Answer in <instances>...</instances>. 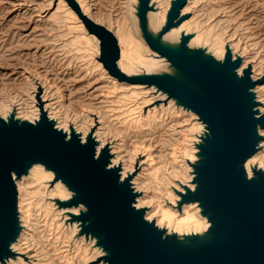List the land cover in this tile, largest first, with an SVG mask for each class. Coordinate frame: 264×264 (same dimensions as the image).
<instances>
[{
	"label": "water",
	"instance_id": "obj_1",
	"mask_svg": "<svg viewBox=\"0 0 264 264\" xmlns=\"http://www.w3.org/2000/svg\"><path fill=\"white\" fill-rule=\"evenodd\" d=\"M78 10L74 0H68ZM187 0H173L165 22L156 29L149 12L152 0L135 5L138 32L166 59L161 69L127 75L120 71L117 37L106 26L84 18L100 38L102 60L120 78L154 85L177 105L195 112L204 124L191 162L194 188L178 192L183 203L198 202L209 221L207 229L180 234L146 219V208L135 205L138 191L132 176L121 177L111 165L109 146L97 152L92 134L83 142L68 134L43 111L35 122L15 111L0 117V263L14 256L13 243L22 231L17 180L42 163L71 191L63 206H81L69 221L79 232L96 238L106 264H264V167L246 162L259 150L264 114L259 113L251 67L239 71L242 57H223L203 45H190L193 33L178 40L165 33L177 27ZM54 183V181H53Z\"/></svg>",
	"mask_w": 264,
	"mask_h": 264
},
{
	"label": "bare ground",
	"instance_id": "obj_2",
	"mask_svg": "<svg viewBox=\"0 0 264 264\" xmlns=\"http://www.w3.org/2000/svg\"><path fill=\"white\" fill-rule=\"evenodd\" d=\"M45 1L49 6L54 0ZM74 1L78 10L67 0H57L58 7L50 15L58 29L54 42L62 43L59 49L70 64L79 63V71H97L99 75L94 78L99 79L102 75L107 79L103 83L106 88L114 89L112 95L103 93L98 109L89 107L84 113L75 110L71 116L62 90L53 88L39 73L29 69V85L20 94L6 91L3 96L0 94V117L15 111L18 118L35 122L46 111L49 118L55 120V126L68 134L74 130L79 132L83 142L93 133L98 143L97 152L109 146L111 165L121 167V177L124 179L133 174L132 183L139 192L135 205L146 208L147 220H154L158 226L180 234L207 229L209 221L198 202L183 203L178 208L181 199L178 192L185 191L184 185L194 188L191 162L197 159L196 143L204 130L203 122L195 112L177 105L154 85L120 78L110 71L102 60L100 38L85 24L84 18H91L117 37L120 53L117 63L123 73L158 71L166 64V59L138 32L135 16L138 0H123L124 18H118L117 13L111 14V11L106 17L99 16L89 1ZM172 1L152 0L155 8L149 12V17L154 28H160L165 22ZM217 3L216 0H187L180 13L186 17L177 27L167 31L165 38L178 40L182 31L193 33L191 46H206L218 57H223L229 48L233 58L242 57L239 71L251 67V76L257 81L254 91L259 113L264 114V48L260 51L249 33L237 35L241 25L233 21L232 14L220 12ZM197 4H201L200 7ZM211 6H214L212 10ZM215 15L221 17L216 22H209ZM67 36L71 37L70 41ZM71 44L76 54H70ZM39 88L43 91L41 95H38ZM164 99L168 101L164 102ZM120 113L129 117L126 122L119 119ZM259 132L262 135L259 150L246 162L249 173L253 165L264 167V127H260ZM145 135H154L151 140L155 150L147 144L133 145L132 137L144 140ZM53 177V172L39 163L28 174L16 179L23 228L12 246L16 254L0 264H106L105 251L97 245L96 238L80 233L78 220L69 221L73 214L79 213L81 206L59 204V201L71 198V191L62 180L55 181ZM49 235L52 241L48 243L46 236ZM60 251L63 254L59 256Z\"/></svg>",
	"mask_w": 264,
	"mask_h": 264
},
{
	"label": "rangeland",
	"instance_id": "obj_3",
	"mask_svg": "<svg viewBox=\"0 0 264 264\" xmlns=\"http://www.w3.org/2000/svg\"><path fill=\"white\" fill-rule=\"evenodd\" d=\"M86 1L92 3L93 10L98 11L99 16L106 17V14L111 11V14L117 13L118 18H124L122 17L125 14L122 8L123 0ZM216 1L219 3L217 7L220 12L225 13L227 11V14H232L233 21L243 27V29L238 27L239 33L237 35L251 34L254 38L252 41L257 42L260 51L263 50L264 0ZM30 2H32L31 5ZM68 2L70 3V1ZM200 5L197 4V7ZM57 7V0L52 1L49 6L48 1L45 0H0V94L2 95L5 91L20 94L21 90L29 85L28 75L31 74L29 72L31 69L46 79L53 88L58 87L62 90L65 96V104L70 109L68 115L72 116L75 110L84 113V109L89 107L98 109L101 106L102 94L107 92L110 96L112 95L111 90L114 89L105 87L103 82L107 79H104L102 75L99 76V79L94 78L95 75H99L97 71L88 69L87 73L81 72L78 68L79 63L72 62L70 64L67 61L66 55L59 49L62 43L54 42L58 29L50 15ZM212 8L214 6H211L210 10ZM220 17L221 15H215L209 22H216ZM200 18L206 21L203 16ZM224 18L227 19L228 17ZM100 22L107 23L105 21ZM52 27L54 28L52 29ZM241 30L243 31L241 32ZM70 39L71 37H68L67 40L70 41ZM74 48L73 44L69 46L71 55L76 54ZM81 62L83 63V61ZM42 92L39 88L38 95H41ZM163 101L167 102L168 99ZM118 115H120L119 119L124 122L129 118L128 116L123 117L122 113ZM168 127L164 128L163 131L165 132ZM153 137L154 135H145L144 140L140 137H132V142L133 145L135 143L147 144L155 150L151 140ZM43 223L45 224V221ZM46 237L48 243L52 241L50 235ZM60 254L63 252L60 251L59 256Z\"/></svg>",
	"mask_w": 264,
	"mask_h": 264
}]
</instances>
